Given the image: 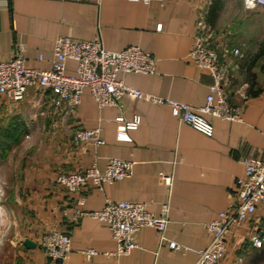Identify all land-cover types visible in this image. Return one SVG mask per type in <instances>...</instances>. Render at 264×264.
I'll return each instance as SVG.
<instances>
[{"label":"crops","instance_id":"1","mask_svg":"<svg viewBox=\"0 0 264 264\" xmlns=\"http://www.w3.org/2000/svg\"><path fill=\"white\" fill-rule=\"evenodd\" d=\"M230 1H235L234 11L243 12L241 0H0V60L21 53L27 66L48 68L57 36L99 38L108 50L137 45L152 54L155 72H118V78L194 107L205 102L213 83L210 73L188 57L202 11L218 52L220 33L229 48L240 50L239 56L222 57L228 62L225 88L241 114V120L205 115L212 125L208 135L180 122L166 104L127 95L120 106L99 108L85 88L71 113L55 107L52 92L38 86L28 87L21 100L0 94V174L16 206L0 236V264L194 263L210 239L205 223L229 205L235 179L243 175L240 159L264 148V62H258L262 56L252 62L258 45L251 51L250 43L218 28ZM66 72L75 73L74 60L66 61ZM120 115L124 123L138 118L125 139L117 137ZM79 128H99L100 142L75 141L72 133ZM109 157L133 161L131 173L105 182L102 189L88 184L78 192L54 180L59 172L92 165L102 171ZM160 173L170 176L169 184ZM106 200L141 202L154 215L165 206L163 237L143 226L136 247L114 254L116 241L104 222L87 215L75 218L76 210H98ZM50 230L70 237L72 250L57 263L39 246ZM250 230L240 234L247 237ZM246 237H227L224 264H264V244L252 246ZM171 241L180 248H171ZM86 248L99 253L86 258L80 252Z\"/></svg>","mask_w":264,"mask_h":264},{"label":"built area","instance_id":"2","mask_svg":"<svg viewBox=\"0 0 264 264\" xmlns=\"http://www.w3.org/2000/svg\"><path fill=\"white\" fill-rule=\"evenodd\" d=\"M148 2L150 0H142ZM163 1V0H159ZM245 11H252L264 6V0H241ZM215 32L205 21L204 12L200 11L195 20L192 46L188 57L199 67L206 69L213 78L205 102L197 107L157 96L126 85L118 78V72H155L154 58L148 51L137 45H129L120 50L104 48L99 38L76 40L70 36H57L53 45V57L48 68L30 67L25 64L21 53H13L0 60V94L11 100H21L30 86L49 89L53 94L52 104L64 106L74 112L81 101V95L88 88L91 97L99 108L106 105H122L124 96H132L155 104H166L172 114L205 134L212 133V125L204 117L225 120H241L240 107L233 105L225 88L228 77V62L222 54L239 56V48H229L214 43ZM75 62V73L66 72V61ZM117 137L127 138L126 129L133 128L138 118L125 122L123 116H117ZM99 128L76 129L72 133L75 141L100 142ZM243 175L235 179L232 199L229 205L205 223L210 235L207 246L197 253L193 264H224L227 253V237L244 239L240 234L251 228L246 237L252 246L264 244V148L250 150L240 159ZM133 161L109 157L100 171L95 165L85 171L59 172L54 180L68 192H78L88 184L102 189L105 182H113L131 173ZM161 179L169 184L170 176L160 173ZM79 202V201H78ZM87 215L104 222L116 241L114 254H127L137 246L136 235L143 226L155 228L161 238L168 222L167 208L164 206L159 215L146 209L144 203L136 201L106 200L98 210H76L75 218ZM40 248L51 263H57L72 250L70 237L65 232L50 230L42 235ZM170 247L179 249V244L170 242ZM91 258L99 253L93 248L80 250Z\"/></svg>","mask_w":264,"mask_h":264},{"label":"rangeland","instance_id":"3","mask_svg":"<svg viewBox=\"0 0 264 264\" xmlns=\"http://www.w3.org/2000/svg\"><path fill=\"white\" fill-rule=\"evenodd\" d=\"M235 5V1L228 3L222 12L218 28L223 30V32L225 30L232 31V36L236 34L237 39L243 43H250L251 51H253L256 45H259L264 38V6L252 11H245L242 6L243 12L239 13L236 10L234 11ZM220 36L218 44L225 46L228 43L225 41V35L220 33ZM258 62H264V56ZM2 179L3 177L0 174V236L7 228L5 223L13 217V207L16 208L13 205L14 194L9 191L6 181L4 180L5 182H3Z\"/></svg>","mask_w":264,"mask_h":264},{"label":"trees","instance_id":"4","mask_svg":"<svg viewBox=\"0 0 264 264\" xmlns=\"http://www.w3.org/2000/svg\"><path fill=\"white\" fill-rule=\"evenodd\" d=\"M264 55V38L262 39V41H260L259 45H258V51L256 53V55L254 56L252 62L256 61V59H258L259 57Z\"/></svg>","mask_w":264,"mask_h":264},{"label":"water","instance_id":"5","mask_svg":"<svg viewBox=\"0 0 264 264\" xmlns=\"http://www.w3.org/2000/svg\"><path fill=\"white\" fill-rule=\"evenodd\" d=\"M29 243H30V242H29L28 240H25V244H27V245H28Z\"/></svg>","mask_w":264,"mask_h":264}]
</instances>
